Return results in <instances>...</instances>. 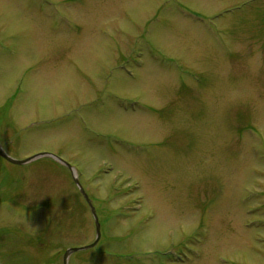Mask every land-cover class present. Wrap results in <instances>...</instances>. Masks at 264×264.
<instances>
[{
	"label": "rangeland",
	"instance_id": "374dc122",
	"mask_svg": "<svg viewBox=\"0 0 264 264\" xmlns=\"http://www.w3.org/2000/svg\"><path fill=\"white\" fill-rule=\"evenodd\" d=\"M0 145V264L95 242L72 170L69 264H264V0H0Z\"/></svg>",
	"mask_w": 264,
	"mask_h": 264
},
{
	"label": "water",
	"instance_id": "95a60500",
	"mask_svg": "<svg viewBox=\"0 0 264 264\" xmlns=\"http://www.w3.org/2000/svg\"><path fill=\"white\" fill-rule=\"evenodd\" d=\"M0 156L3 159H5L7 162H9L11 164H14V165H18V166L26 165V164L30 163L31 161H33L34 159H37L39 157H44V155H37V156H34V157L26 159V160H15V159L11 158L10 156H8V154L4 151V149L2 148L1 145H0ZM60 162L65 164L62 161H60ZM72 172H73L74 182H75L77 188L79 189L81 195L85 199L86 203L88 204V206L90 208V211H91V214H92V216L94 218V222H95V226H96V239H95L94 243H92V244H90L88 246H84V247H81V248L68 249L65 252L64 256H63V264H69L70 256L73 255L74 253H77L79 251H87V250L95 248L98 245V243L100 242V239H101V236H102V233H101V229L102 228H101V224L99 222V217L97 215L96 208L94 207L91 199L89 198V196L87 195L86 191L84 190V188H83L82 184L80 183L77 175H75L73 170H72Z\"/></svg>",
	"mask_w": 264,
	"mask_h": 264
}]
</instances>
